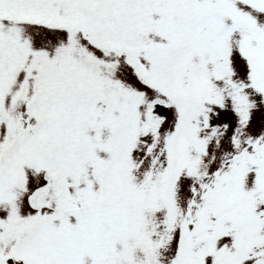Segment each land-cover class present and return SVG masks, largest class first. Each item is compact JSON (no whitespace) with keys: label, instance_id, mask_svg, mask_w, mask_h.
Here are the masks:
<instances>
[{"label":"snow or ice","instance_id":"6c2138e0","mask_svg":"<svg viewBox=\"0 0 264 264\" xmlns=\"http://www.w3.org/2000/svg\"><path fill=\"white\" fill-rule=\"evenodd\" d=\"M0 264H264V0H0Z\"/></svg>","mask_w":264,"mask_h":264}]
</instances>
